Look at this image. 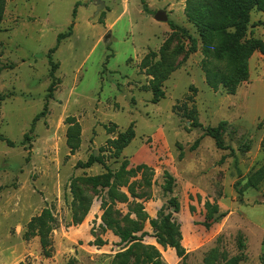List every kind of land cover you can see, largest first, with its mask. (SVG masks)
I'll list each match as a JSON object with an SVG mask.
<instances>
[{
	"label": "rangeland",
	"instance_id": "obj_1",
	"mask_svg": "<svg viewBox=\"0 0 264 264\" xmlns=\"http://www.w3.org/2000/svg\"><path fill=\"white\" fill-rule=\"evenodd\" d=\"M103 1L106 6L100 10L95 0H6L0 25V95L7 98L0 100V135L15 146L0 140V264H113L133 244L123 243L103 221L107 189L82 185L92 204L74 223L75 213L81 216L83 210L71 192L73 179L106 172L98 163L78 166L92 154L104 156L114 172L124 160L128 169L146 164L154 170L150 186L137 173L120 188L127 199L112 207L122 225L138 220L134 209L139 205L152 219L160 210L171 211L168 201L175 196L187 264H204L213 253L215 264L232 257H239V264H261L264 178L256 186L250 178L264 167V56H252L250 77L236 94L214 91L206 82L202 42L186 17V0ZM161 10L168 14L167 23L154 18ZM73 21V35L53 54L59 64L53 78L49 53ZM170 21L198 39L197 52L190 53L188 39L173 31ZM247 37L264 40L263 12H251ZM169 38L168 56L181 65L163 85L165 98L155 104L147 89L152 76L141 63ZM178 47L182 53L173 56ZM193 114L201 126L193 124ZM68 118H75L82 131L74 154L67 145ZM221 122L227 124L225 149L205 135ZM131 127L136 136L118 156L110 141ZM165 170L176 180L171 195L162 189ZM206 201L227 213L210 228L203 225ZM45 209L57 222L49 257L38 236L27 237L29 223ZM142 228L136 236L146 232L142 243L155 246L164 264H184L174 249L158 244L149 221ZM98 239L104 244L97 245Z\"/></svg>",
	"mask_w": 264,
	"mask_h": 264
},
{
	"label": "trees",
	"instance_id": "obj_2",
	"mask_svg": "<svg viewBox=\"0 0 264 264\" xmlns=\"http://www.w3.org/2000/svg\"><path fill=\"white\" fill-rule=\"evenodd\" d=\"M6 0H0V25L4 18ZM253 10L264 13V0H186V17L190 23L196 26L199 37L202 42V53L204 60L202 68L205 73L206 82L214 91L223 88L228 94H236L241 84L250 77L249 62L255 53L264 56V40L248 38V30L250 24V14ZM144 11L149 13L148 6L144 3ZM77 8H75L73 16L76 17ZM173 31H179L181 35L188 39L190 43V53L197 52L199 49L198 39L192 36L189 31L173 22H169ZM74 21L69 30L58 36L57 46L49 53L51 75L54 78L55 72L59 67L58 63H54L53 54L64 39L73 35ZM171 39H167L160 48L158 53L150 52L145 56L141 63V67L147 69L152 79L147 86L154 96V103H159L165 98L163 90L164 83L169 79L171 74L175 72L181 63H175L168 55L170 50ZM182 53V48L175 49L173 56ZM160 56L159 60H156ZM56 81H52L49 87V98L52 97ZM5 95H0V100H5ZM47 104L44 110L39 113L31 128L46 113ZM195 114L192 115L193 124L201 126L196 121ZM70 126L67 131V145L74 154L81 146V126L75 118H68ZM226 122H221L216 127H209L205 131V135L213 138L216 145L220 149H225L222 135L226 129ZM136 134L131 127L128 131L121 133L115 140L110 143L115 149V154L120 155L123 150L132 142ZM27 140L30 136L26 134ZM0 140L14 147L15 143L0 135ZM197 140L195 147L199 144ZM101 164L105 167L106 172L101 175L74 178L71 184V192L74 196L75 203L83 210L81 216L78 213L74 215V223H79L90 210L91 200L84 196L82 185L91 187L94 191L98 189H107V199L103 201L105 213L103 221L108 229L120 238L123 243H133L126 251L117 254L113 264H164L162 256L155 246L144 245L143 238L148 235L143 232L141 236L136 233L142 231L144 222L149 221L152 228L156 231L154 237L158 244L164 248L170 247L176 251L179 258L187 264L188 253L182 246L181 226L175 219V213L180 210V203L177 197H170L168 204L171 209L169 212L160 210L157 218H150L144 211L142 206H136L134 212L138 220H129V225H122L118 218L113 216L112 204L115 202H123L127 196L121 192L120 188L127 186L129 177L141 173L147 185H151L154 170L146 165L140 164L135 168L128 169L130 163L124 160L120 169L116 172L112 171L106 164L104 156H95L92 154L86 162H79L78 166L82 168H90L95 164ZM164 183L162 189L165 194L171 195L174 192L176 180L172 174L164 171ZM264 178V167L261 168L250 178L252 186H256ZM110 202V203H109ZM191 207V211H194ZM205 221L203 225L206 228L212 227L213 224L223 219L227 213L222 212L216 203L206 201L205 203ZM56 218L50 209H45L41 215L33 218L28 226L27 237L38 236L45 256H51L53 252V241L51 234L56 227ZM97 245L101 246L104 242L100 239ZM217 255L212 254L211 257L205 259L204 264H215ZM239 257L230 258L226 264H239ZM261 264H264V255L261 257Z\"/></svg>",
	"mask_w": 264,
	"mask_h": 264
},
{
	"label": "water",
	"instance_id": "obj_3",
	"mask_svg": "<svg viewBox=\"0 0 264 264\" xmlns=\"http://www.w3.org/2000/svg\"><path fill=\"white\" fill-rule=\"evenodd\" d=\"M95 3L98 5V8L100 10H102L106 6L103 0H95ZM154 18L159 22L167 23L169 21L168 14L165 10L158 11Z\"/></svg>",
	"mask_w": 264,
	"mask_h": 264
}]
</instances>
